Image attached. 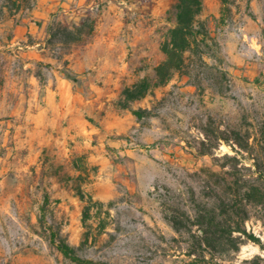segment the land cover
<instances>
[{
  "label": "rangeland",
  "instance_id": "1",
  "mask_svg": "<svg viewBox=\"0 0 264 264\" xmlns=\"http://www.w3.org/2000/svg\"><path fill=\"white\" fill-rule=\"evenodd\" d=\"M176 1L0 0V264H188L189 237L164 214L184 221L206 201L201 169H219L199 153L205 134L257 136L264 0H200L198 46L153 87ZM246 227L264 246L261 223ZM255 256L248 243L226 264Z\"/></svg>",
  "mask_w": 264,
  "mask_h": 264
},
{
  "label": "trees",
  "instance_id": "2",
  "mask_svg": "<svg viewBox=\"0 0 264 264\" xmlns=\"http://www.w3.org/2000/svg\"><path fill=\"white\" fill-rule=\"evenodd\" d=\"M29 1L9 0L15 12L22 2L29 5ZM174 10L175 26L163 46L166 58L155 69L156 84L153 87L167 83L175 71L183 68L184 54L193 53L198 46L196 24L201 11L200 0H177ZM150 88L148 81L142 80L126 88L123 95L127 102L137 101L144 98ZM141 113L139 111L135 115L140 118ZM250 139L251 135L241 130L220 132L214 137L205 134L203 150L199 153L210 156L219 169L218 172L201 169V173L207 177L205 188L210 191L206 201L197 204L184 221L175 213L164 214L176 233L183 232L189 237L186 253L188 264L229 263V255L239 253L241 247L248 243L264 250L260 236L246 227L247 222L254 221L260 222L264 228V121L253 143H250ZM221 143L230 145L235 155L214 156L212 151ZM246 160L250 162L248 166L245 165ZM51 240L65 258L77 261L74 249L55 236ZM239 264H264V259L255 256Z\"/></svg>",
  "mask_w": 264,
  "mask_h": 264
}]
</instances>
